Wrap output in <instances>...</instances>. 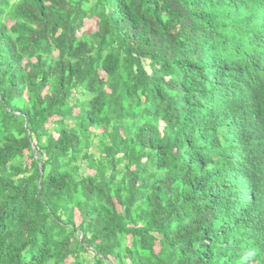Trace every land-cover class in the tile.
<instances>
[{"label": "trees", "instance_id": "trees-1", "mask_svg": "<svg viewBox=\"0 0 264 264\" xmlns=\"http://www.w3.org/2000/svg\"><path fill=\"white\" fill-rule=\"evenodd\" d=\"M246 134L264 0H0V264H264Z\"/></svg>", "mask_w": 264, "mask_h": 264}, {"label": "clouds", "instance_id": "clouds-1", "mask_svg": "<svg viewBox=\"0 0 264 264\" xmlns=\"http://www.w3.org/2000/svg\"><path fill=\"white\" fill-rule=\"evenodd\" d=\"M230 68V67H229ZM223 69L221 71H224ZM248 141L241 143L239 145L231 143L230 147L219 154L222 156L230 158L232 161L236 159V162H230L232 168L235 171V176H237V181L241 182L243 185H247L243 194H240L243 200H250L254 195V188H259L264 184V181L258 180L259 167L262 165L264 159V150L261 144V138L259 136H254L252 134H246ZM229 142V141H228ZM257 142L258 145H255ZM227 146V145H226ZM226 148V147H225ZM223 148L221 151H223ZM264 174V165L262 167ZM248 187L250 188L248 191ZM249 192V195L246 198V193ZM245 201V202H246ZM254 264V263H251Z\"/></svg>", "mask_w": 264, "mask_h": 264}, {"label": "rangeland", "instance_id": "rangeland-1", "mask_svg": "<svg viewBox=\"0 0 264 264\" xmlns=\"http://www.w3.org/2000/svg\"><path fill=\"white\" fill-rule=\"evenodd\" d=\"M90 25H92V22L91 21H89L88 22ZM76 215H77V217L79 216V214L78 213H76Z\"/></svg>", "mask_w": 264, "mask_h": 264}]
</instances>
